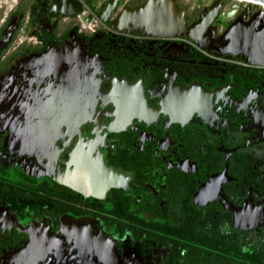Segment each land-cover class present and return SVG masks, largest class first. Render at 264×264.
I'll return each mask as SVG.
<instances>
[{
    "label": "flooded vegetation",
    "instance_id": "flooded-vegetation-1",
    "mask_svg": "<svg viewBox=\"0 0 264 264\" xmlns=\"http://www.w3.org/2000/svg\"><path fill=\"white\" fill-rule=\"evenodd\" d=\"M109 1L0 0V264H264V63Z\"/></svg>",
    "mask_w": 264,
    "mask_h": 264
},
{
    "label": "water",
    "instance_id": "water-1",
    "mask_svg": "<svg viewBox=\"0 0 264 264\" xmlns=\"http://www.w3.org/2000/svg\"><path fill=\"white\" fill-rule=\"evenodd\" d=\"M157 1L146 0L141 5L132 8L131 12L136 22L151 23L172 32L180 29L193 37L201 46H206L209 41L220 52H241L253 62L264 63V8L261 6L247 20L237 17L231 21L217 37L212 39L204 34L202 25L207 24L213 18L222 0H215L207 14L190 26L184 25L183 9L178 8L173 0H166V3L161 4ZM113 2L114 0L109 1L106 12L111 9ZM246 2L264 5V0H246ZM99 16L103 18L102 14Z\"/></svg>",
    "mask_w": 264,
    "mask_h": 264
},
{
    "label": "rangeland",
    "instance_id": "rangeland-1",
    "mask_svg": "<svg viewBox=\"0 0 264 264\" xmlns=\"http://www.w3.org/2000/svg\"><path fill=\"white\" fill-rule=\"evenodd\" d=\"M180 3H183V4H190V2L192 1V0H178ZM225 0H222V2H224ZM229 2H234L233 0H229ZM245 3H247L246 1H239L238 2V4H245ZM248 4V3H247ZM250 4H252L253 6H255V7H259V5H257V4H254V3H250Z\"/></svg>",
    "mask_w": 264,
    "mask_h": 264
},
{
    "label": "bare ground",
    "instance_id": "bare-ground-1",
    "mask_svg": "<svg viewBox=\"0 0 264 264\" xmlns=\"http://www.w3.org/2000/svg\"><path fill=\"white\" fill-rule=\"evenodd\" d=\"M236 2H239V1H246V0H235ZM259 6H261L262 8H264V5L263 4H260Z\"/></svg>",
    "mask_w": 264,
    "mask_h": 264
},
{
    "label": "built area",
    "instance_id": "built-area-1",
    "mask_svg": "<svg viewBox=\"0 0 264 264\" xmlns=\"http://www.w3.org/2000/svg\"><path fill=\"white\" fill-rule=\"evenodd\" d=\"M90 24V23H89Z\"/></svg>",
    "mask_w": 264,
    "mask_h": 264
}]
</instances>
